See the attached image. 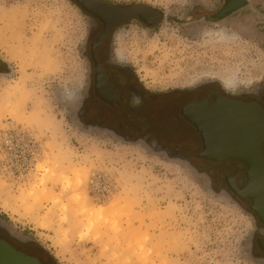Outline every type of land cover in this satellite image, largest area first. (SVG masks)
I'll return each mask as SVG.
<instances>
[{"label":"rangeland","instance_id":"374dc122","mask_svg":"<svg viewBox=\"0 0 264 264\" xmlns=\"http://www.w3.org/2000/svg\"><path fill=\"white\" fill-rule=\"evenodd\" d=\"M108 1L166 13L127 45L150 91L264 85V0L209 24L190 13L220 0ZM87 42L72 0H0V57L12 70L0 75V215L57 264H256L252 217L207 178L79 129L71 113L87 86Z\"/></svg>","mask_w":264,"mask_h":264},{"label":"flooded vegetation","instance_id":"af4514ba","mask_svg":"<svg viewBox=\"0 0 264 264\" xmlns=\"http://www.w3.org/2000/svg\"><path fill=\"white\" fill-rule=\"evenodd\" d=\"M219 3L215 12L196 6L190 16L196 22L209 24L251 8L248 0H220ZM75 4L86 15L88 23L84 54L88 64L87 86L76 107L83 112L84 126L90 125L84 130L110 131L130 142H139L151 153L165 152L174 162L209 166L207 172L213 177L214 187L218 185L226 191L252 217L251 255L256 264H264V223L252 210L251 200H242L235 192L247 185L244 162L202 157L200 131L207 128L202 122L208 118L202 110L186 112L192 105L214 106L218 101H230L255 104L264 113V85L252 92L229 94L219 83L207 81L189 90L152 92L142 77L143 70L132 59L130 40L139 32L149 34L159 30L166 13L144 4H118L108 0H78ZM7 71L6 64L0 65V75ZM261 151L264 158V144ZM5 247L17 255L16 264H32V259L39 264H57L31 237L14 232L0 215V253Z\"/></svg>","mask_w":264,"mask_h":264},{"label":"water","instance_id":"95a60500","mask_svg":"<svg viewBox=\"0 0 264 264\" xmlns=\"http://www.w3.org/2000/svg\"><path fill=\"white\" fill-rule=\"evenodd\" d=\"M74 2H78V0H74ZM2 64L8 66V71L5 75L12 74L8 62L0 57V65ZM194 109L202 110V114L208 118L207 121L202 122L207 128L200 131L203 139V152L201 156L215 161L231 158L244 162L247 169V185L240 192L233 189L240 199L244 200L248 198L251 200L252 210L260 216L261 221L264 223V158L262 157L261 151V147L264 144L263 111L255 104L245 105L230 101H218L214 106L192 105L186 108V112L193 113ZM74 115L76 116L74 122L83 132L93 135L109 134L115 140L125 144H139L137 141L130 142L127 139L118 137L110 131L84 130L85 127L89 128L90 125L87 124L88 126H84L86 124L84 123L83 112L81 110H76L71 113L72 117ZM147 152L153 156L163 157L169 162L175 161L173 159L171 160V158L162 151ZM177 164H180L183 168H190L198 177L207 178L210 182L209 189L214 194H225L233 203L240 207L226 191H216L214 189L211 178L207 173L201 172L198 168L189 163L179 162ZM16 257L17 255L12 250L5 247V250L0 253V264H16ZM32 264L39 263L36 259H32Z\"/></svg>","mask_w":264,"mask_h":264},{"label":"bare ground","instance_id":"6f19581e","mask_svg":"<svg viewBox=\"0 0 264 264\" xmlns=\"http://www.w3.org/2000/svg\"><path fill=\"white\" fill-rule=\"evenodd\" d=\"M226 88L234 89L235 88V83L234 82L226 83Z\"/></svg>","mask_w":264,"mask_h":264},{"label":"trees","instance_id":"16d2710c","mask_svg":"<svg viewBox=\"0 0 264 264\" xmlns=\"http://www.w3.org/2000/svg\"><path fill=\"white\" fill-rule=\"evenodd\" d=\"M52 257V256H51Z\"/></svg>","mask_w":264,"mask_h":264}]
</instances>
